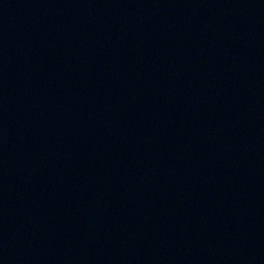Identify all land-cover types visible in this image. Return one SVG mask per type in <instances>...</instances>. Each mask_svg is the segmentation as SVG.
Instances as JSON below:
<instances>
[{
    "label": "water",
    "instance_id": "1",
    "mask_svg": "<svg viewBox=\"0 0 264 264\" xmlns=\"http://www.w3.org/2000/svg\"><path fill=\"white\" fill-rule=\"evenodd\" d=\"M0 264H264V0H0Z\"/></svg>",
    "mask_w": 264,
    "mask_h": 264
}]
</instances>
